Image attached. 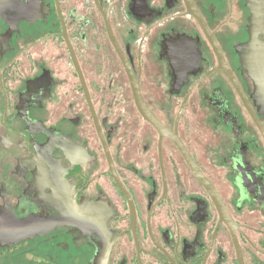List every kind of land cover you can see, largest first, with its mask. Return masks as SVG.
<instances>
[{"label": "flooded vegetation", "instance_id": "flooded-vegetation-1", "mask_svg": "<svg viewBox=\"0 0 264 264\" xmlns=\"http://www.w3.org/2000/svg\"><path fill=\"white\" fill-rule=\"evenodd\" d=\"M102 251L264 264V0H0V264Z\"/></svg>", "mask_w": 264, "mask_h": 264}, {"label": "water", "instance_id": "water-1", "mask_svg": "<svg viewBox=\"0 0 264 264\" xmlns=\"http://www.w3.org/2000/svg\"><path fill=\"white\" fill-rule=\"evenodd\" d=\"M121 58H122L123 62H125V64H126V60L122 56H121ZM73 62H75V60H73ZM126 69H127L128 77H129L130 82H131L132 95H133V98H134V102H135V106H136L137 111L139 112V114L141 115V117L147 123H149L152 127L154 125L158 130H161V125L156 121V119L153 117V114L151 113V111L148 109V107L143 102V100L141 98V95L139 93L138 86L134 82V79H133V76H132L131 72L128 71L129 69H128L127 64H126ZM85 94L87 96V93H85ZM87 99H88L87 101H88L89 111H90L91 116H92V119H93L94 128H95L97 134L99 135L98 137H99V139L101 141L102 148L104 150L106 159L108 161L109 168H110V172H111V174H112V176L114 178V181L117 184V186L119 188H121V186L119 184V181H118V178L115 175V172H114V169H113V165H112V161H111V157H110V154H109V150H108V147H107V145L105 143V140L103 139V136H102V133H101V129H100V125H99L98 120L96 118L94 109H93V107L91 105L90 99L88 97H87ZM183 155L185 156V158L188 161V158H187L186 154L184 153ZM189 164H190V162H189ZM191 167H192L193 172L199 177V179L202 182H204L203 179H201V177L199 176L197 170L193 167V165H191ZM106 257H107V251H102L100 253V256H99V259H98V263L97 264H104V262L106 260Z\"/></svg>", "mask_w": 264, "mask_h": 264}, {"label": "rangeland", "instance_id": "rangeland-1", "mask_svg": "<svg viewBox=\"0 0 264 264\" xmlns=\"http://www.w3.org/2000/svg\"><path fill=\"white\" fill-rule=\"evenodd\" d=\"M124 110H126V109H124ZM133 113L136 115L137 120H138V126L135 128V131L141 132V133H152L153 130L150 128V126L146 125L145 122L143 123V120L137 115L136 110L133 109ZM121 121H122V119H120V118H117V117L111 118L110 117V119L107 122H105V124H104L105 125L104 131H111V132L120 131V125L119 124ZM112 145L115 147V141H112ZM115 158H116V156H115Z\"/></svg>", "mask_w": 264, "mask_h": 264}]
</instances>
